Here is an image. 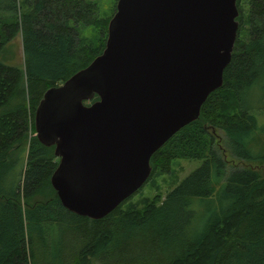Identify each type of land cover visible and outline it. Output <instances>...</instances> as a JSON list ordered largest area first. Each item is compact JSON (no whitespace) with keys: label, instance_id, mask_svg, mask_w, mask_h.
Segmentation results:
<instances>
[{"label":"trees","instance_id":"1","mask_svg":"<svg viewBox=\"0 0 264 264\" xmlns=\"http://www.w3.org/2000/svg\"><path fill=\"white\" fill-rule=\"evenodd\" d=\"M239 1L221 85L151 154L143 185L173 159L200 164L162 199L127 205L142 185L90 219L60 204L32 117L102 51L116 0H0V264H264V0H246L245 17Z\"/></svg>","mask_w":264,"mask_h":264},{"label":"water","instance_id":"2","mask_svg":"<svg viewBox=\"0 0 264 264\" xmlns=\"http://www.w3.org/2000/svg\"><path fill=\"white\" fill-rule=\"evenodd\" d=\"M235 2L116 0L102 51L47 88L33 112L36 139L53 146L49 182L66 210L98 219L143 185L151 154L221 85Z\"/></svg>","mask_w":264,"mask_h":264},{"label":"rangeland","instance_id":"3","mask_svg":"<svg viewBox=\"0 0 264 264\" xmlns=\"http://www.w3.org/2000/svg\"><path fill=\"white\" fill-rule=\"evenodd\" d=\"M240 12L243 17H245L247 13V1L240 0ZM245 29V28H244ZM88 33V30L85 28L80 29V35H85ZM229 159V156H227ZM201 162V159L198 158H190V159H182L177 158L173 159L170 164V172L168 174H158L154 176L150 181H147L141 189L135 193L129 201L128 204H137L140 205V199L143 197L151 198L154 195L159 196V200L162 199L168 190H170L180 179H182L185 175L191 172L194 168H196ZM236 163L234 160L232 163ZM253 164V163H252ZM231 165V164H229ZM191 207L197 212V215L202 213L203 209L199 201H193ZM200 218L194 221V224H198Z\"/></svg>","mask_w":264,"mask_h":264}]
</instances>
